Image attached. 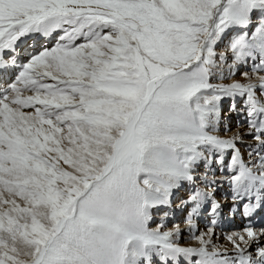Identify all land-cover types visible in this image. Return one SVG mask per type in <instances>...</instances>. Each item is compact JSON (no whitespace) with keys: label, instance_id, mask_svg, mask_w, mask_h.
Returning a JSON list of instances; mask_svg holds the SVG:
<instances>
[{"label":"snow or ice","instance_id":"snow-or-ice-1","mask_svg":"<svg viewBox=\"0 0 264 264\" xmlns=\"http://www.w3.org/2000/svg\"><path fill=\"white\" fill-rule=\"evenodd\" d=\"M32 39L54 43L22 57ZM261 73L264 0H0V264H264ZM237 96L247 160L241 135L218 134ZM213 163L248 221L231 251L213 240ZM201 165L185 244L152 210Z\"/></svg>","mask_w":264,"mask_h":264},{"label":"bare ground","instance_id":"bare-ground-1","mask_svg":"<svg viewBox=\"0 0 264 264\" xmlns=\"http://www.w3.org/2000/svg\"><path fill=\"white\" fill-rule=\"evenodd\" d=\"M52 43H54V41H45V40H36V39L29 40L24 45H22L21 56L23 57L31 53L33 50V46H35V48H40L43 46H51ZM220 47L222 50H224L225 48V46L223 45ZM237 67H238L237 73H239L241 69H243L244 65L240 64ZM232 105L230 106L229 109H231ZM237 106H239L237 111L241 115H237V120L234 121L233 124H229V125L227 124L225 126V132L222 137L230 138L236 134L241 135L243 137V143L240 144L239 147H240V151L244 159L247 160L248 154H247L246 145L251 142V138L245 135V133L247 132V123H246L245 112L243 111V106H244L243 99L239 103H237ZM229 159H230V153L226 154L225 156L226 162ZM201 170L206 171L204 167ZM207 171H208L209 179H215L217 181V184L214 186L213 196H214V199L217 202H219L222 206L220 222L215 227L216 235L213 237V240L216 244H218L221 247V249L226 248L229 251H231L232 245L225 238L226 234H230L231 232L235 230H239L243 228L244 225L248 223V221L245 220L244 218L240 220V216H241L240 212L233 214L232 212H230V209H227L232 204L231 189L226 181L221 183V181L223 180V177L228 175L227 168H224L223 170H221L219 165L213 163L211 165V168L208 169ZM196 175L198 176V181H196L194 184L184 182L180 187H178L177 189L173 191L171 198H170V203L167 206H162L159 209H153L154 211H152V212H155V213H152V215L156 219L160 218L161 216L162 218H164L165 213H167V216L165 219L166 229L171 228L174 224H179L181 229L184 230L182 239L185 244L192 243L190 239V234L187 231V228L185 226V218L188 215V212L190 211L191 205H185L183 202L188 200L189 195L193 192V190L196 187H201V188L204 187L202 181L200 180V177L203 176L204 174L201 172V173H196ZM181 194H184V195L181 196ZM210 203L211 201H209V204ZM225 210H227V212L224 215ZM254 218L255 217L252 218V222L258 227V224H256V222L259 219H254ZM156 219L155 220L152 219V224H151L152 227H156V225L159 224L162 220V219H159V220H156ZM211 219L212 217L208 214L207 210H204L200 213L198 219H196V224L201 232L207 231L208 227L210 226ZM261 222L262 220L258 221V223H261Z\"/></svg>","mask_w":264,"mask_h":264},{"label":"rangeland","instance_id":"rangeland-1","mask_svg":"<svg viewBox=\"0 0 264 264\" xmlns=\"http://www.w3.org/2000/svg\"><path fill=\"white\" fill-rule=\"evenodd\" d=\"M254 24H255V19H254ZM254 30V29H253ZM231 35H235V33H233V34H231ZM227 44V40H225L224 41V43H221L220 45H219V48L217 49L218 51H223L222 49H221V47L220 46H225ZM229 63H231V60H229ZM244 65V67H243V69H241V71L240 72H244V71H248V70H250V68H251V61H249V63L247 64V65H245V64H243ZM239 72V73H240ZM239 73H237L234 77H232L233 79H237V80H239V79H241L242 77L239 75ZM261 74H264V73H261ZM215 83H219V82H221V81H214ZM223 82H225V83H227V82H230V81H223ZM242 100V98L241 97H239V96H237L236 98H235V100H234V102H233V100L231 99V98H226L224 101H223V103H222V115H221V123H220V127H219V130H218V134L222 137L223 136V134H224V132H225V126L228 124H233V122L234 121H236L237 120V115H241L238 111H237V109L239 108V106H237V103H239L240 101ZM232 103H235V110L234 111H232V110H230L229 108H230V106L232 105ZM228 112V113H227ZM226 122V123H225ZM250 138V137H249ZM204 166L203 165H201V167L197 170V172L196 173H205V171H202L201 169L203 168ZM196 177H197V179H196V181H198V176L196 175ZM199 185V184H198ZM197 185V186H198ZM190 190H191V188H190ZM184 194H181V196H183ZM227 209H230V207H228ZM152 211H154V210H152ZM156 211H158V210H156ZM227 212V210H225L224 211V215H225V213ZM239 212V211H238ZM238 212H236V213H238ZM152 213H155V212H152ZM263 213L261 212V214L260 215H258V217L260 218H263ZM152 219L153 220H155L156 218L152 215ZM242 216H240V220L241 219H243V217L241 218ZM238 218H239V216H238ZM159 219H162V216L160 217V218H157L156 220H159ZM259 221V220H258ZM258 221L256 222V224H258V227L259 226H262V225H264V220L261 222V223H258Z\"/></svg>","mask_w":264,"mask_h":264}]
</instances>
